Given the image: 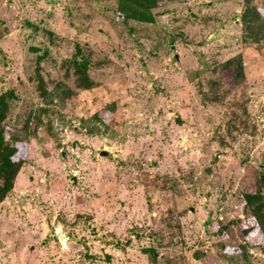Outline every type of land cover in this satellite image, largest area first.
<instances>
[{
  "label": "rangeland",
  "instance_id": "374dc122",
  "mask_svg": "<svg viewBox=\"0 0 264 264\" xmlns=\"http://www.w3.org/2000/svg\"><path fill=\"white\" fill-rule=\"evenodd\" d=\"M244 2L158 0L146 23L122 0H0L5 126L40 112L39 76L61 87L0 203V264H264L245 201L264 177V41L244 38Z\"/></svg>",
  "mask_w": 264,
  "mask_h": 264
},
{
  "label": "trees",
  "instance_id": "16d2710c",
  "mask_svg": "<svg viewBox=\"0 0 264 264\" xmlns=\"http://www.w3.org/2000/svg\"><path fill=\"white\" fill-rule=\"evenodd\" d=\"M158 0H122V10L127 13V17L152 23L154 18L150 8L154 7ZM255 0H245L242 23L244 28V38H252L256 42L264 41V15L259 4H254ZM264 3V0H261ZM124 13V12H123ZM127 18V19H128ZM48 52H45V56ZM235 60H231L227 65H232ZM89 60L74 59V73L77 77L78 88L88 90L95 85L94 80L89 75ZM39 97L44 105L40 112H31L24 120L22 132L17 128H7L5 126L10 114L9 100L13 97V91H7L0 95V203H2L10 192L14 189L15 181L25 154L23 144L33 136L37 138L38 129L44 124L43 116L52 111L55 99H60L57 87L50 91L42 76H39L36 84ZM70 90V89H68ZM264 177L259 182V191L256 194H246L245 201L256 218L257 224L264 234ZM264 252V247H263Z\"/></svg>",
  "mask_w": 264,
  "mask_h": 264
},
{
  "label": "built area",
  "instance_id": "2783aa9c",
  "mask_svg": "<svg viewBox=\"0 0 264 264\" xmlns=\"http://www.w3.org/2000/svg\"><path fill=\"white\" fill-rule=\"evenodd\" d=\"M55 234L59 240V245L61 250L65 251L68 250V243L70 242L71 237L67 232H64L62 227L55 229Z\"/></svg>",
  "mask_w": 264,
  "mask_h": 264
},
{
  "label": "water",
  "instance_id": "95a60500",
  "mask_svg": "<svg viewBox=\"0 0 264 264\" xmlns=\"http://www.w3.org/2000/svg\"><path fill=\"white\" fill-rule=\"evenodd\" d=\"M103 155H104V156L107 155V152H103Z\"/></svg>",
  "mask_w": 264,
  "mask_h": 264
}]
</instances>
